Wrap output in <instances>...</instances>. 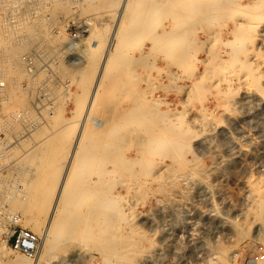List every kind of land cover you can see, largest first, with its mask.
I'll use <instances>...</instances> for the list:
<instances>
[{
    "label": "rangeland",
    "instance_id": "1",
    "mask_svg": "<svg viewBox=\"0 0 264 264\" xmlns=\"http://www.w3.org/2000/svg\"><path fill=\"white\" fill-rule=\"evenodd\" d=\"M120 1L0 0V215L20 218L40 239L35 259L5 246L4 260L242 264L259 247L264 254V0H155L156 6L134 0L120 27L122 48L108 67L107 91L93 108L84 160L42 255L43 236L33 229L38 224L42 231L50 216L82 96ZM11 34L24 48L15 86L2 56ZM111 129L120 133L122 170L93 152L94 138ZM109 169L115 174L91 195ZM12 195L26 201L11 205ZM106 196L122 200L95 213Z\"/></svg>",
    "mask_w": 264,
    "mask_h": 264
},
{
    "label": "bare ground",
    "instance_id": "2",
    "mask_svg": "<svg viewBox=\"0 0 264 264\" xmlns=\"http://www.w3.org/2000/svg\"><path fill=\"white\" fill-rule=\"evenodd\" d=\"M113 1V0H112ZM136 2H137V0H135ZM147 1H149V2H153L152 4L154 5V2H155V0L154 1H151V0H145V2H147ZM172 1V0H171ZM195 1V0H194ZM198 1H200V0H197V2ZM135 2V3H136ZM160 2V1H159ZM193 2V1H192ZM208 2V1H207ZM207 2H205L206 4H207ZM209 2H210V0H209ZM111 3V2H110ZM138 3V2H137ZM158 3V2H157ZM161 3H163V2H161ZM175 4L176 3H179V1H175L174 2ZM184 3V2H183ZM202 3V2H201ZM201 3L199 4L201 7H202V5H201ZM205 3H203V4H205ZM214 3H215V1H214ZM147 4V3H146ZM170 4H171V2H170ZM174 4V5H175ZM184 4H186V3H184ZM195 4V3H194ZM208 4H210V3H208ZM134 0H121L120 1V3H119V5H118V7H117V9H116V11H115V24H114V27H113V31H112V33H111V36H110V39H109V41H108V43H107V45H106V48H105V52H104V54H103V58H102V61H101V64H100V66H99V68H98V70H97V73H96V75H95V77H93L94 78V80H93V84H92V86H90L91 88H89L90 90H89V93H88V95H86V96H82V97H85L84 98V103H83V106H81L82 108H81V112H80V115H79V118H78V120L75 122V124H74V126H75V128L77 129V132H76V134H75V138H74V140H73V144L71 145V150H70V152H69V155H68V158H67V162H66V164H65V169H64V171H63V174H62V177H61V180L59 181V183L57 184V188H56V190H55V192H54V196L52 197V201H51V204H50V216H49V218L47 219V222H46V225H45V228L41 231V230H39L40 229V227H39V225L38 224H36V226L37 227H35L33 230L35 231V232H37L38 234H41L42 236H43V245H42V248H43V251H42V255L43 256H45L47 253H48V251H49V248H48V242L50 241V239H51V229H52V226H53V223H54V219L66 208L65 206L68 204V195L71 193L70 191V187L72 186L71 184H73V181L75 180V178H77L76 177V171L77 170H79V166L80 165H82V162H83V160H84V150H85V148H86V146H87V143H88V137H89V135H88V133H89V130H90V120L92 119L91 118V116H92V112L94 111L93 110V108H94V106H95V104H96V102L98 101V99H99V97H100V95H98V94H100L99 92L101 91V90H105V91H107V89H104V85H105V80L107 79V76H108V67H110L111 68V66H109L110 64H111V61L114 59L113 58V56H115L114 55V51L115 52H117L119 49H121L122 47H121V40H120V34H119V31H120V27H121V24H122V21H123V19L127 16V14L130 12V11H132L131 9L132 8H134ZM136 5V4H135ZM141 5V4H140ZM193 5V4H192ZM192 5H190V7L192 6ZM196 5V4H195ZM194 5V6H195ZM198 5V6H199ZM212 5V4H211ZM146 6V5H145ZM154 6H156V5H154ZM158 6H160V7H162V5H158ZM173 6V5H172ZM194 6L193 7H191V9L192 8H194ZM199 6V7H200ZM209 6L210 5H208V7H206V8H209ZM222 6V5H221ZM138 6H136V8H137ZM196 7V6H195ZM199 7H197V9L199 8ZM200 7V9H202ZM204 7V8H205ZM141 8V7H140ZM157 8V7H156ZM163 8V7H162ZM171 8V7H170ZM153 9V8H152ZM157 9H160V8H157ZM156 9V10H157ZM196 9V8H195ZM199 9V10H200ZM138 10H139V7H138ZM171 10V9H170ZM213 10V9H212ZM141 11V10H140ZM160 11H161V9H160ZM194 11H196V10H194ZM207 11H208V9H207ZM133 12H136V11H134L133 10ZM137 12H139V11H137ZM164 12V11H163ZM174 12V10L172 11V13ZM210 12V11H209ZM212 12V11H211ZM158 13V12H157ZM130 14V13H129ZM133 14H136V13H133ZM169 14H171V13H169ZM176 13H174V15H175ZM180 14V13H179ZM178 14V15H179ZM181 14H185V13H181ZM192 14V13H191ZM206 14V13H205ZM130 15H132V14H130ZM156 15V14H155ZM136 16H137V14H136ZM149 16V15H148ZM150 17V16H149ZM149 17H147V18H149ZM179 17H181V16H179ZM146 18V17H145ZM151 20V19H150ZM169 25V24H168ZM170 28V27H169ZM185 28V27H184ZM142 29V28H141ZM152 30V29H151ZM142 31V30H141ZM148 31V30H147ZM182 31H183V29H181V33H182ZM174 33H176V30L175 31H173ZM172 32V34L174 35V33ZM177 32H179V31H177ZM184 33H185V31H184ZM183 33V35H186V33L184 34ZM28 36H31V35H33V32H31V31H29L28 32ZM172 34H170L171 36H172ZM12 36H10V38H9V41H10V43H11V45L10 46H6L4 49H2V56H3V60H4V69H6V74H7V79L9 80V82L13 85V86H15L16 84H17V82L19 81V79L21 78V76H22V72H21V66L19 65V63H18V56H19V54H20V52L22 51V49H24V48H22V49H20L19 47H18V44H17V42H16V37L14 38V34H11ZM127 35H129V34H127ZM146 35V34H145ZM153 35V34H152ZM162 35V34H161ZM160 35V36H161ZM165 35V34H164ZM182 34H181V37H184V38H182V39H185V36H183ZM188 35V34H187ZM126 36V35H125ZM131 36H132V34H131ZM148 36V35H147ZM150 36V35H149ZM156 36V35H155ZM167 36H169V34L167 35ZM176 36H178L179 38H180V36L179 35H177L176 34ZM175 36V37H176ZM173 37V36H172ZM172 37H171V39H172ZM175 37H174V39H175ZM177 37V38H178ZM30 38V37H29ZM148 38V37H147ZM166 38V37H165ZM169 39H170V37H168ZM176 38V39H177ZM186 38H187V36H186ZM13 39H14V42H13ZM122 39V38H121ZM124 39V38H123ZM174 39H172V40H174ZM181 39V38H180ZM180 39H178L179 41H180ZM31 40V39H30ZM159 40V39H158ZM161 41L163 40V38H161L160 39ZM165 40V39H164ZM163 40V43L164 42H167V41H164ZM172 40L170 41V42H172ZM18 41V40H17ZM123 41V40H122ZM161 41H158V43L160 42V43H162ZM169 41V40H168ZM186 41V40H185ZM185 41L183 42L182 41V44L183 43H185ZM25 42H27L26 40H24V43ZM116 42H118V44L116 45ZM177 43H176V45L178 44V41H176ZM18 43L21 45V42L20 41H18ZM93 43H95V42H93ZM99 42H97V44H98ZM101 43V42H100ZM169 43V42H168ZM167 43V44H168ZM173 44V43H172ZM181 44V42H179V45ZM94 45V44H93ZM186 46H187V44H185ZM25 46H27V45H25ZM94 46H97V45H94ZM22 47V46H21ZM165 47V46H164ZM181 47V46H180ZM185 47V46H184ZM94 48V47H93ZM165 48H167V46L165 47ZM169 48V47H168ZM167 48V49H168ZM170 49V48H169ZM93 50H96V49H93ZM181 50V49H180ZM179 51V50H178ZM95 52V51H94ZM171 53V52H170ZM176 53V52H175ZM178 54H179V52H178ZM186 55V54H185ZM188 55V54H187ZM176 56H178V55H176ZM116 59V58H115ZM114 59V60H115ZM113 62V61H112ZM149 62V61H148ZM184 67H186V66H184ZM97 68V67H96ZM187 68V67H186ZM89 71V70H88ZM94 75H92V76H94ZM112 77H114V75L112 76ZM111 77V78H112ZM110 82H111V80H109ZM113 81V80H112ZM183 82V81H182ZM111 83H113V82H111ZM106 84L108 85V80H107V82H106ZM114 85V84H113ZM106 86V85H105ZM103 88V89H102ZM107 88H108V86H107ZM110 88L111 87H109V89L108 90H110ZM118 88V87H117ZM112 89H115V88H112ZM86 92V91H85ZM105 93V92H104ZM83 94H85V93H83ZM103 95V94H102ZM78 98L79 99H81V95H79L78 96ZM158 101V100H157ZM162 101V100H161ZM165 101H166V99H165ZM160 102V101H159ZM143 103V102H142ZM146 103V102H145ZM160 104H162V103H160ZM137 106V105H136ZM168 107V106H167ZM137 108H138V106H137ZM79 109V108H78ZM78 112V113H79ZM142 112V111H141ZM157 114V113H156ZM161 114V113H160ZM159 114V115H160ZM143 115V114H142ZM142 115L140 114V117H142ZM170 115V114H169ZM139 117V116H138ZM74 118V117H73ZM77 118V117H76ZM170 118V117H169ZM74 120V119H73ZM146 120V119H145ZM160 120V119H159ZM153 121V120H152ZM161 121H162V119H161ZM115 122V121H114ZM119 122V121H118ZM121 122V121H120ZM165 122V121H164ZM126 123V122H125ZM123 124V123H122ZM164 124V123H163ZM113 125V124H112ZM115 125V124H114ZM119 125V124H118ZM71 126H73V125H71ZM153 126V125H152ZM118 127V126H117ZM165 127V126H164ZM68 128H69V126H67V128H66V130H68ZM73 128V127H72ZM108 128H109V126H108ZM75 129V130H76ZM94 129V128H93ZM119 129V128H118ZM74 130V129H73ZM116 130V129H115ZM69 131V130H68ZM91 131V130H90ZM105 131V130H104ZM122 131V130H121ZM169 131V130H168ZM95 132V131H94ZM118 132V131H117ZM170 132V131H169ZM96 133V132H95ZM112 133H114V132H112V129L111 130H108L103 136H100V137H98V138H94L95 139V141H96V151H93V152H95L96 154V158L97 159H99L100 160V157H105L108 161L110 160H114V161H116L115 162V164H116V166H117V169H120V170H122V168H123V166H122V163H121V160H122V145L120 144V140L118 139V138H120L119 136V134H118V136H113L112 135ZM129 133V132H128ZM168 133V132H167ZM90 134V133H89ZM93 134V133H92ZM97 134V133H96ZM124 133H122V136H126V135H123ZM162 134V133H161ZM165 134V133H164ZM98 135V134H97ZM170 135V134H169ZM92 136V135H91ZM148 136H151V135H148ZM163 136V135H162ZM173 138V137H172ZM91 140H92V138H90ZM97 139V140H96ZM156 139V138H155ZM167 139H169V138H167ZM171 139V138H170ZM90 140V141H91ZM123 140V139H122ZM172 141V140H171ZM174 141V140H173ZM145 142H147V141H145ZM169 142V141H168ZM166 143V142H165ZM170 143V142H169ZM169 143H168V145H169ZM89 144V143H88ZM149 144V143H148ZM90 145H91V142H90ZM167 145V144H166ZM92 146H93V144H92ZM94 146V147H95ZM166 147H168L169 148V146H166ZM166 147H164L165 149H166ZM167 148V149H168ZM88 149V148H87ZM159 150V149H158ZM87 151V150H86ZM167 151V150H166ZM170 151V150H169ZM88 152V151H87ZM89 153L91 154V152H90V149H89ZM154 153V152H153ZM153 153H152V155H153ZM86 155H89V154H86ZM93 155V154H92ZM91 155V156H92ZM93 158V157H92ZM96 158H93V159H91L94 163V165L97 163V160H96ZM1 159V158H0ZM145 159V158H144ZM137 160V159H136ZM148 160V159H147ZM91 161V162H92ZM100 161H102V159L100 160ZM146 161V160H145ZM149 161H151V160H149ZM148 161V162H149ZM3 162V161H2ZM2 162H0V163H2ZM143 162H144V160H143ZM79 163V164H78ZM125 163V162H124ZM87 164V163H86ZM78 165V168L76 167ZM101 165V164H100ZM107 165V164H106ZM145 165H147V164H145ZM86 166V165H85ZM91 166V165H90ZM116 166H114V167H116ZM101 167V166H100ZM77 168V169H76ZM82 168V167H81ZM112 172L113 171H111L110 169L108 170V171H106L105 173L106 174H104L103 173V175L105 176V175H107L106 177V181L104 180H99L97 183H95V184H93V185H91V187H92V191H90L89 193L91 194V195H98V190H101V187L103 188L104 186H105V184H107L108 183V181H109V179H108V177H110V175H112ZM119 172H121V171H119ZM114 174H115V172H113ZM117 175V174H116ZM103 178H105V177H103ZM102 178V179H103ZM117 178V177H116ZM115 178V179H116ZM108 179V180H107ZM82 180V179H81ZM93 180V179H92ZM79 181V180H78ZM80 182V181H79ZM107 182V183H106ZM81 184V183H80ZM79 185V184H78ZM96 185H98L99 187L98 188H96ZM77 187V186H76ZM19 188H22V186H20ZM108 188L110 189V187L108 186ZM72 189V188H71ZM74 189V188H73ZM76 189V188H75ZM85 190V189H84ZM84 190H83V192H84ZM89 190H91L90 188H89ZM97 190V191H96ZM75 191V190H74ZM107 191V190H106ZM111 192V191H110ZM113 192V191H112ZM19 193H21V190L19 191ZM23 194V193H22ZM80 194H81V192H80ZM79 194V195H80ZM88 194V193H87ZM104 194V193H103ZM259 194V193H258ZM85 195V194H84ZM107 195H110L109 194V192L107 193ZM260 195V194H259ZM77 196V195H76ZM87 196V195H86ZM89 196V195H88ZM87 196V197H88ZM47 197V196H46ZM73 197V196H72ZM87 197H85V198H87ZM107 197V199H103V200H101L99 203H97V204H99L98 206H97V209H96V212L95 213H97V214H99L100 213V211L103 209V208H108L109 206H111L110 204H113V203H116V202H120V200H122V199H120V197L119 196H117V198H115L114 199V201H112V199H110V197L109 196H106ZM106 197H104V198H106ZM6 198H8L12 203H11V205L12 204H14V202L18 199V201H26L23 197L21 198V199H19L18 197H16L15 195H12V196H7ZM80 198V197H79ZM90 198H92V196L90 197ZM100 198V197H99ZM123 198V197H122ZM72 199V198H71ZM71 199H70V201H71ZM73 200V199H72ZM84 200V199H83ZM16 204H17V202H16ZM120 204V203H119ZM120 206V205H119ZM6 207H7V209L8 210H10V205L8 206V205H6ZM118 207V206H117ZM43 209V208H42ZM95 209V208H94ZM134 214V213H133ZM128 216V215H127ZM15 218V217H14ZM13 218V219H14ZM17 222H21V220H19L18 218H17ZM28 222V221H27ZM113 229V228H112ZM99 231H101V229H98ZM95 234V233H94ZM100 234V233H99ZM111 234H113V232H111ZM103 236V235H102ZM118 236V235H117ZM113 237V236H112ZM118 238V237H117ZM119 243V242H118ZM0 263L1 264H38L37 262H35V263H32V262H30L29 260H26V259H24V258H22V257H20V258H16V259H14V260H12V261H6V260H4V254H5V252L3 251V248L2 247H5V245H0ZM40 260H41V258H40ZM259 262L260 261H258V263L257 264H259ZM261 264H264V263H261Z\"/></svg>",
    "mask_w": 264,
    "mask_h": 264
},
{
    "label": "built area",
    "instance_id": "3",
    "mask_svg": "<svg viewBox=\"0 0 264 264\" xmlns=\"http://www.w3.org/2000/svg\"><path fill=\"white\" fill-rule=\"evenodd\" d=\"M0 243L28 259H35L40 247V239L32 230L23 227L17 218H10L6 214L0 215ZM262 252L263 247H259V251L249 255L242 264H257L259 259L264 260Z\"/></svg>",
    "mask_w": 264,
    "mask_h": 264
}]
</instances>
